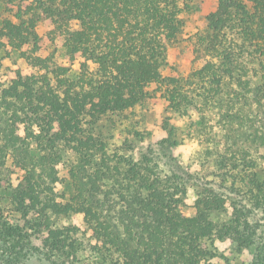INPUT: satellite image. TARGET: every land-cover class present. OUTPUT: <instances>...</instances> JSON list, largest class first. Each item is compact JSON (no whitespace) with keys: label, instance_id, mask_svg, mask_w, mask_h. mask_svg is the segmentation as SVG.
<instances>
[{"label":"trees","instance_id":"16d2710c","mask_svg":"<svg viewBox=\"0 0 264 264\" xmlns=\"http://www.w3.org/2000/svg\"><path fill=\"white\" fill-rule=\"evenodd\" d=\"M186 1L0 0V60L16 55L30 68L6 69L0 80V251L10 261L27 257L34 241L55 252L74 250L71 234L78 229L56 226L72 216L86 226L89 249L114 264H208L215 240L252 245L239 211L220 227L212 221L221 198L200 196L195 212L185 215L176 177L119 168L94 135L99 118L146 101L180 117L212 111L222 125L242 130L251 101L262 111L257 140L264 147V0H218L206 33L186 49L200 68L187 77L164 76ZM42 47L46 57L38 55ZM57 49L69 61L79 59L77 72L56 63ZM7 158L14 187L1 181ZM9 213L19 225L7 221ZM257 262L264 264V252Z\"/></svg>","mask_w":264,"mask_h":264},{"label":"rangeland","instance_id":"374dc122","mask_svg":"<svg viewBox=\"0 0 264 264\" xmlns=\"http://www.w3.org/2000/svg\"><path fill=\"white\" fill-rule=\"evenodd\" d=\"M217 1L180 3L182 31L167 51L161 67L164 76L177 73L187 77L200 68L198 61L193 62L187 57L189 51L186 49L192 40L206 33V17L215 11ZM72 28H78L76 22L72 23ZM37 33L43 35L44 29L39 26ZM48 53L49 49L42 47L38 55L46 57ZM55 57L59 66L71 72L79 70L78 58L69 61L60 49L56 50ZM0 64L1 81L6 69L30 72L29 66L16 55L1 59ZM247 68L252 72L256 65L248 63ZM248 103L244 107L242 130L235 125H222L212 111L201 115L194 110L188 116L180 117L168 113L162 102L151 101L115 116H103L93 126L94 135L105 142L112 164L124 169L136 165L148 167L161 176L176 177L184 191L179 210L185 215L195 212L197 198L209 194L223 200V209L211 213L216 226L227 224L234 210L242 214L249 225L247 232L251 234L252 245L242 248L236 243L215 240L209 246L212 256L208 264H254L259 252H264V147L257 140L263 130V115L256 103ZM200 116L204 118L201 125ZM168 131L170 140L167 141ZM65 159L59 166V178L65 174ZM10 168L11 159L7 158L1 169V181L7 187H14L16 179ZM56 188L60 192V185ZM19 219L18 215L9 213L7 221L19 225ZM56 226L78 229L71 234L74 250L55 252L34 241L27 257L18 262L10 261L7 252L0 251V264L115 263V259H102L89 249V233L85 234L86 226L79 216L62 218Z\"/></svg>","mask_w":264,"mask_h":264}]
</instances>
